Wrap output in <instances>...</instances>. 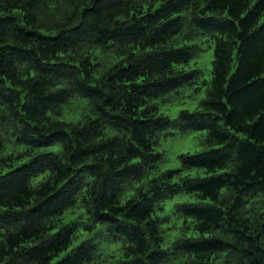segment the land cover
<instances>
[{
  "label": "trees",
  "instance_id": "obj_1",
  "mask_svg": "<svg viewBox=\"0 0 264 264\" xmlns=\"http://www.w3.org/2000/svg\"><path fill=\"white\" fill-rule=\"evenodd\" d=\"M206 40L205 96L161 113ZM191 131L206 149L163 169L161 136ZM0 264H264V0H0Z\"/></svg>",
  "mask_w": 264,
  "mask_h": 264
},
{
  "label": "rangeland",
  "instance_id": "obj_2",
  "mask_svg": "<svg viewBox=\"0 0 264 264\" xmlns=\"http://www.w3.org/2000/svg\"><path fill=\"white\" fill-rule=\"evenodd\" d=\"M206 50L202 52V55L191 63L194 64L195 61L198 62V66L202 70V75L200 76V84H193L189 87H184L180 91L174 94V98H170V102L160 101L159 109L161 113L168 115L171 118L178 117L182 109L194 110L197 107L199 101L205 96L207 85L204 84V80L208 82L211 81V68H212V59L214 56V43H211L206 40L204 43ZM201 86V90L196 91V87ZM83 103V101H81ZM74 104V103H73ZM65 105L62 110V119L69 121H78L83 114L88 113L90 110V105ZM206 135V131H191V132H175L173 135L163 134L161 136V145L159 150L164 153L165 160L163 163V169L178 168L180 167L179 154L183 152H198L206 149L201 138ZM60 149V144H55L49 147H43L37 151L44 150H53L57 151ZM194 197H191L188 194H179L173 198L167 199L164 202V208L157 210L155 215L157 216H169V219L163 222V227L165 228V241L163 247L167 248L171 242L174 240L176 235L179 233V228L183 223V218L178 216L174 212L175 205L179 202L194 201ZM74 214L67 213L64 217L65 221H70ZM98 225L93 230L87 229L85 226H81L78 230V236L73 241V244L70 248L77 245L82 239L86 238L89 234H93ZM188 234H194V231L188 232ZM196 234V233H195ZM99 245L103 249V252H111L118 247V243L109 242L106 239L102 238L99 240ZM66 252H63L60 256H63ZM60 257H57L58 259ZM55 259V260H56Z\"/></svg>",
  "mask_w": 264,
  "mask_h": 264
}]
</instances>
